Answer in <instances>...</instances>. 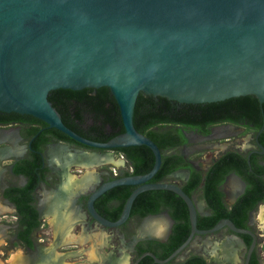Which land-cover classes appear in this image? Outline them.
I'll return each mask as SVG.
<instances>
[{
  "label": "water",
  "instance_id": "1",
  "mask_svg": "<svg viewBox=\"0 0 264 264\" xmlns=\"http://www.w3.org/2000/svg\"><path fill=\"white\" fill-rule=\"evenodd\" d=\"M102 86L109 87L117 100L125 128L105 142L69 128L48 98L54 89ZM141 92L180 103L245 95H255L263 103L264 0H0V111L32 115L104 153L146 145L154 154L153 167L147 173L118 177L90 193L87 209L94 221L102 228L116 229L128 220L140 193L170 190L188 207L190 233L166 259L152 252L141 257L166 262L198 236L229 229L233 236L228 238L239 239L238 234L252 237L249 247L239 240L246 248L244 264H249L257 244L252 230L238 227L230 218L201 229L195 197L181 184L150 182L161 167L163 154L134 125V107ZM15 125L19 124L0 125V133L10 134L0 137V142L8 143L0 147V161H17L26 153L19 143L23 140L21 127ZM54 141L47 146L66 143ZM48 163L53 166L49 159ZM20 177L25 183L24 175ZM119 185L135 188L119 217L110 220L96 210L94 202ZM3 199L16 209L9 199ZM37 209L41 214L39 202Z\"/></svg>",
  "mask_w": 264,
  "mask_h": 264
},
{
  "label": "trees",
  "instance_id": "2",
  "mask_svg": "<svg viewBox=\"0 0 264 264\" xmlns=\"http://www.w3.org/2000/svg\"><path fill=\"white\" fill-rule=\"evenodd\" d=\"M48 98L60 112L63 122L86 138L105 142L125 130L119 104L107 86L81 90L54 89L50 91ZM257 116L260 120L264 117V102L260 103L255 95L232 97L217 102L180 103L141 92L134 107L133 121L135 127L156 142L163 153L187 143L182 128H193L207 134L210 124L223 120L252 122ZM0 124H19L24 140L30 144L28 154L12 165V172L15 175H24L27 178L26 184L12 185L4 194L16 207L18 239L31 245L30 236L41 224L35 191L40 182L46 180L48 173L43 155L46 144L54 138L77 146L89 147L29 114L0 111ZM116 151L132 164L134 173L144 174L153 167L154 154L146 145L117 148ZM231 155H235L236 160L241 162L240 155ZM182 161L184 158L178 153L163 154L161 167L151 181H163ZM220 164L221 160L214 163L205 178L196 170H192V177L182 188L190 196L201 191L211 210L209 215L198 216L199 228L212 227L221 218H230L237 226L245 227L249 212L264 200V180L257 179L249 183L244 194L232 206H228L224 202L225 193L220 185L223 180L222 174L218 171ZM134 188L135 186L131 185H119L105 192V195H109L108 200L116 198L118 203L117 206H108L107 202H102V210L109 214L108 219L116 220L119 217L125 201ZM162 202L167 204L176 221L175 232L169 240L170 252L178 247L190 232L188 207L178 194L170 190H148L140 193L133 202L127 222L136 218L142 208L146 207L152 211L153 205ZM144 212L146 211H143V215ZM240 236L247 245L250 244V236L246 234ZM184 264L208 263L204 257L196 254L189 257ZM250 264H258L257 258L251 259Z\"/></svg>",
  "mask_w": 264,
  "mask_h": 264
},
{
  "label": "flooded vegetation",
  "instance_id": "3",
  "mask_svg": "<svg viewBox=\"0 0 264 264\" xmlns=\"http://www.w3.org/2000/svg\"><path fill=\"white\" fill-rule=\"evenodd\" d=\"M252 116H251V119H252ZM0 125H3V124H0ZM208 128H209V133H207V134H204V133H202L196 129H193V128H182V131L187 138V143L179 145V146L171 149L170 151H165L162 154L178 153L179 155H181L184 158V161H182L180 166H178L175 170H173L172 172L167 174L163 181H172L174 183H178V184H181L183 186L192 177V170H196L197 172H199L202 175V178H205L207 175V172L212 168L214 163L221 160V164L218 167V171L222 174L221 179H223L221 181L220 185H221V187L225 193L224 202L228 206H232L237 201V199L242 194H244L246 187L249 183H252L253 181H255L257 179L264 180V117L260 120L259 116H257L255 118V120L252 122H249V120H245V121H241V122H232V121H228V120H223V121H219V122L208 125ZM215 128H219V129L222 128V130L220 129L221 133L219 135H216V138L219 139V142L216 144L226 145V146L224 149H222L221 147H217L216 148L217 150L215 151V153L210 155V162L205 163V160L207 159V157L209 155H207V156L202 155L199 157H193L191 155V153H193L194 151H197L198 149H201V148H197V147L191 148L189 146V144L191 142H194V139H193L194 136L203 137V138L215 137L214 136V129ZM221 138H223V139H221ZM23 140H24V138H23ZM53 140L59 141V140L53 138L51 142H53ZM56 141H54V142H56ZM66 143H68V142H66ZM58 144H53V145H58ZM68 144H70V143H68ZM60 145H63V144L60 143ZM29 146H30V144H27V151H26L24 157L28 154ZM50 146L51 145L47 146V144H46L44 151H43L44 164L48 167V173L46 175V180L41 181L40 183L44 182L48 185L49 184L48 176L51 173H56L58 176V183H56L54 189L58 188V191H59L61 188V185L63 184L62 181L66 177V176L64 177V173L66 175L68 174V168L65 167V169H63L62 167L58 166V170H57L53 166L49 165L47 156H49L48 149ZM45 151H47L46 154H44ZM115 153H119V152L115 151ZM231 154L240 155L242 157L241 162L239 163V160H236V158H235L236 156L235 155L232 156ZM203 160H204V162H203ZM78 171H79V174H72L71 173V175H75L76 178H80L83 175V173L85 174L86 172H88L86 170H78ZM11 172H12V168H11ZM93 172L96 173L97 178H98L97 181H99V184L95 188H97L101 183L111 181V180L116 179L118 177L126 176L129 174H138V173H134V167L128 161H127V165H125L123 167H118V166L108 167V168L103 169L101 171H94L93 170ZM12 174L15 175L13 172H12ZM15 176L20 177V175H15ZM231 178L237 180L241 186L236 191V193L234 195V198H236V200L233 203H231L232 200H230L229 198H228L229 199L228 200L226 198L227 197L226 196L227 190L225 191V188H224V186H227V184ZM177 179H179V180H177ZM46 181H48V183ZM163 181H161V182H163ZM26 182H27V178H26ZM26 182L23 184L10 183V184H7L6 186L3 185L1 188L3 190V197L7 198L4 193L8 187H10L12 185L23 186L26 184ZM150 182H152V181L150 180ZM91 185L89 187H87V189L85 191H79L78 192L79 195L76 194V196H77L76 198L73 197L74 200L72 202L73 203L72 207L77 209L80 216H82L80 210L77 208V204L80 202L85 203L84 204L85 205L84 211L86 212L87 216H89L90 221L94 222V219L90 216L88 209H87L88 197H89L90 193L95 189V188L91 189V191L87 194L86 191L88 189H90ZM227 193H228V191H227ZM200 194H201V198L203 199V202L205 204L203 211L200 209L199 204L197 202V198L195 196V195H200ZM108 196L109 195H105V193H103L94 202L96 210L102 216H104L106 218H108L109 214L106 211L102 210V202H107L106 205H108V206H111V205L117 206L118 205L116 198H112L111 200H108ZM192 196L195 197L196 204L198 205V216H205V215L211 214V210L207 206L206 199L204 197H202L201 191L194 193ZM228 197H229V194H228ZM39 203H40V201H39ZM262 204H264V200H263V202L259 203L255 209H253L249 212L247 220H246V226L242 227V228H247V229L252 230L257 235V244H256L254 251L252 252L251 257H250L249 264L251 262V259H253V258H257L258 264L264 263V261L261 259V255L258 252V246H259V236H258V232H257L258 229L255 225L256 221L252 217L254 211H256L259 208V206L261 207ZM151 208H152V211L146 207L142 208L141 210H139L136 218H132L129 222L126 221L123 225L116 228V231L119 234V238L122 241V243L125 244L126 241L128 240V243L130 245L131 257L129 256V264H184V262L186 260H188V258L191 257L192 255L197 254V255H201L202 257H204L203 254H201V253H189L188 252L189 247H191L193 245V243L190 246H188L183 252H181L180 254L176 255L175 257H173L172 259H170L166 262H157L151 256L141 257L142 254H144L145 252H152L159 259L163 260V259H166L167 257H169L174 252V250L177 249V247H176L174 250H171L169 252V249H171V244H170L169 240H170L171 235L175 232L174 226H175L176 221L172 217V215H171V213L167 207V204L162 202V203L153 205ZM143 211H146V212H144L145 213L144 215H143ZM41 214L39 212V219H40ZM160 215L166 216L169 220L167 232L165 233V235L163 237H158V236L150 235V234H144V235L138 234L139 228L141 227L142 223H144V221L146 219L151 218V217H157ZM258 219H259V217H258ZM17 220H18V217H17ZM17 223H18V221H17ZM197 223H198V217H197ZM110 229L111 228H108V227L102 228L103 232H105L106 230H110ZM190 229H191V225H190ZM201 229H206V228H201ZM17 230H18V227H17ZM17 230H16V237H17L19 244H21L22 247L26 251H28V250L34 251L36 249V243H35L34 238H33V233L30 236V240H31L32 244L28 245L24 241L18 239ZM227 231L230 234H232V232L229 229H227ZM240 235L241 234L237 235L239 237V239L242 240V242L245 244L246 247H249L251 242H252V237L250 235L246 234V235L251 237V242L249 245H247L244 238ZM104 247H108V246H104ZM245 250H246V248H245ZM263 256H264V254H263ZM245 257L246 256L244 254V259H243L242 264H244ZM111 258L112 259L115 258L116 260L121 259V258H118L114 253L112 254ZM205 260L208 263V260L206 258H205ZM108 261L109 260H106L103 263H99V262L90 263V262H88V264H108Z\"/></svg>",
  "mask_w": 264,
  "mask_h": 264
},
{
  "label": "rangeland",
  "instance_id": "4",
  "mask_svg": "<svg viewBox=\"0 0 264 264\" xmlns=\"http://www.w3.org/2000/svg\"><path fill=\"white\" fill-rule=\"evenodd\" d=\"M15 126H20V125H15ZM196 137H198V136H196ZM221 139H223V138H221ZM218 142H219V139H217L216 136L213 138L198 137V139L194 140V142H191L189 144V146L191 148L197 147V148H201V149L194 151L193 153H191V155L193 157H199L202 155L207 156V155L214 154L215 151L217 150L216 149L217 147L214 146L213 144H216ZM19 143H20V145L25 146L26 151H27V143L24 140L19 141ZM7 144H8L7 142H0V147L5 146ZM58 145H60V144H58ZM63 146L64 147L66 146L65 148L67 151H69V154H72L74 152L75 153L88 152V153L103 154L105 152L104 150L85 148V147L77 146L74 144H68V143H65ZM114 157L119 158V157H122V155L120 153H114ZM48 159L52 165L54 164L53 167L57 170H58V166L61 167V165L63 163L65 164V162H67L66 167L68 168V174H71V173L72 174H79L78 170H86L88 172L89 171L93 172V170L94 171H101V170L106 169L108 167H115V165H116L115 163H112V162H104V163H100L97 165L96 164L95 165H91V164L88 165V164H82V163H72L70 160H67V161H63V160L61 161L60 160L59 161L60 163L58 162V164H56V163L51 162L49 156H48ZM14 160H15L14 158L13 159L11 158V159H3L2 161H0V202L2 204H6L8 206H11V205H9L3 199V190L1 189L2 186L3 185L6 186L7 184H10V183H15V184H23L24 183V180L21 177L15 176L11 172V165L13 164ZM125 162H126L125 165H127L126 159H125ZM203 162H204V160H203ZM205 163H206V160H205ZM88 172H86L85 174H87ZM85 174L83 173V175L77 179L83 178L85 176ZM94 174L96 175L95 172H94ZM73 176H75V175H73ZM97 180H98V178H97ZM97 180L94 181L93 183H91L92 185L91 184L88 185V187L90 185H91V187H90V189L87 190L88 192L86 191L87 194L91 191V189L95 188L99 184V181H97ZM177 180H179V179H177ZM48 181H49L48 185L46 183L42 182V183H40V185L36 189V191H35L36 203H38L40 201L39 195L42 191H44V190L51 191L55 188L56 183H58L57 174L51 173L48 176ZM63 181L65 182V180H63ZM63 181H62V183H63ZM224 188H225V191L228 190L227 186H224ZM54 190H56V189H54ZM195 196L197 198V202L199 204L200 209L203 211L205 204L203 202V199L201 198V194L195 195ZM226 196H227L226 198L228 199L229 197H228L227 191H226ZM76 197L77 196H75L74 198H76ZM84 204L85 203H83V202H80L77 204V208L80 210L82 216H80L81 219H78V222H75L73 224V228L71 229V232L73 234L80 235L81 233H83V231L85 229L86 232H89L91 235L93 233L95 234L97 232L99 234L100 233H106L110 236V239H108L109 244H106V245L99 247L98 250L100 253H104L106 255H112L114 253L118 258H121L124 254H129V256L131 257L130 245L128 243V240L126 241L125 244H123L119 238V234L117 233L116 229L106 230L108 233L106 231L103 232L102 227L100 225H98L95 221L94 222L90 221L89 216H87L86 212L84 211L85 210ZM259 210H260V206L256 211H254L252 217L256 221L255 225L258 229L257 230L258 236H259L258 252L261 255V259L264 261V259H263L264 258V256H263V254H264V228H262L260 226V222L258 219ZM50 219H51L50 215H46L44 213H42L40 215L41 224H40L39 228L33 232V238H34V241L36 243V249L34 251H30V250L26 251L22 247V245L19 244L17 237H16V230L18 227L16 209L14 208L12 211H6V212L0 213V226L5 230V234H6V237H4L5 242L2 244L3 246L0 245V260L4 264H9V261L11 260L13 254L18 252V250L20 249L23 251V253L27 257H29L28 258V259H30L29 264H38V263L39 264H47L50 262L49 259L54 258L56 254H58V259H61V262L64 264L65 263L88 264V262H89L88 261V255L86 253H88L91 250V247L93 245H95V242H94L95 240L93 241L92 239H89V240L85 241L84 244H81V245L79 243H70V242L66 243V242H62L60 240L58 241V240H56V234L54 231L55 229L52 226ZM138 234L141 235L139 231H138ZM217 234L210 235L209 237L198 236L196 238V240L193 242V245L195 244V242L198 243L199 245L198 246L194 245L193 247L192 246L189 247L188 252L189 253H201L206 257L209 264H216L213 260V257L208 256V254H206V255L204 254V250L201 247V243H203L205 240H207L209 238H214V236L215 237L221 236L222 239L218 240V241H222L228 237L233 236L226 229L222 230L220 233H217ZM232 240H234V242H236V245L240 248L237 253H238V257H239V264H242L243 259H244L245 247L242 245V243L239 242L240 239H238V238L235 239V237H234ZM56 241L58 242V244ZM97 242H100V241L98 240ZM96 246L98 247V244H96ZM104 246H108V247H104ZM78 252H80V253H78ZM109 253H111V254H109ZM38 254H41L42 256L40 257V256H38Z\"/></svg>",
  "mask_w": 264,
  "mask_h": 264
},
{
  "label": "bare ground",
  "instance_id": "5",
  "mask_svg": "<svg viewBox=\"0 0 264 264\" xmlns=\"http://www.w3.org/2000/svg\"><path fill=\"white\" fill-rule=\"evenodd\" d=\"M220 129L222 130V128ZM220 129L219 128L214 129V136L219 135L221 133ZM2 133H0V137L2 135L3 136L10 135L9 133H4V134ZM193 139L196 140L198 139V137L194 136ZM214 146L221 147L222 149H224L226 145L214 144ZM48 154L51 162L56 164H58L60 160L61 161L70 160L72 163H82L88 165L90 164L97 165L104 162H112L115 163L118 167H123L125 166L126 163L123 157L116 158L114 157V154H112L111 152L103 153V154L74 152L72 154H69V151H67L63 145H51L48 149ZM209 162H210V155L206 159V163ZM66 163L67 162L61 165L63 169H65ZM64 177L65 178L63 180H65V182L63 181V184L59 191L58 189L51 191L44 190L39 195L40 210L42 211V213L51 216L50 222L55 229L54 231L56 234V240L58 241L60 240L66 243L67 242L79 243L81 245L84 244L85 241L92 239L93 241L95 240L94 241L95 245H93L91 247V250L88 253H86L88 255L89 262L103 263L104 261L109 260L108 264H129V254H124L121 257V259L116 260L115 258L114 259L111 258L112 255H106L104 253L99 252L98 250L99 247L109 244L108 239H110V236L108 234L106 233L99 234L97 232L91 235L89 232H86L85 229L83 233H81L80 235H76L71 232V229L73 228V224L75 222H78V219H81L77 209L72 207L73 197L79 191H85L89 184L97 180V176L94 174V172L89 171L81 179H77L75 176L71 174L66 175L65 173H64ZM240 187L241 186L237 180L233 178L230 179V181L227 184V189H228L227 191L230 200H233L236 191ZM13 209H14L13 206H8L0 202V213L6 211H12ZM258 217H259L260 225L263 228L264 204H262L260 207ZM168 225H169V220L166 216L160 215L157 217H151L144 221V223L139 228V232L141 235L150 234L158 237H163L167 232ZM4 237H6L5 230L0 226V245H2L5 242ZM221 239H222L221 236L219 237L214 236V238H209L205 240L203 243H201V247L204 250V254L205 255L208 254V256L213 257V260L216 264H239V257L237 252L240 248L236 245V242H234V240L230 238H226L225 240L218 241ZM98 240L100 242H97ZM96 244H98V247L96 246ZM194 245L198 246L199 244L195 242ZM194 245H192V247ZM38 256L41 257L42 255L38 254ZM28 258L29 257H27L23 253V251L19 249L18 252L13 254L11 260L9 261V264H29L30 259ZM49 260L50 262L47 264H64L61 262V259H58V254H56L54 258ZM0 264H4V263L0 260ZM65 264H76V263H65Z\"/></svg>",
  "mask_w": 264,
  "mask_h": 264
},
{
  "label": "built area",
  "instance_id": "6",
  "mask_svg": "<svg viewBox=\"0 0 264 264\" xmlns=\"http://www.w3.org/2000/svg\"><path fill=\"white\" fill-rule=\"evenodd\" d=\"M122 157H123V155H122Z\"/></svg>",
  "mask_w": 264,
  "mask_h": 264
}]
</instances>
